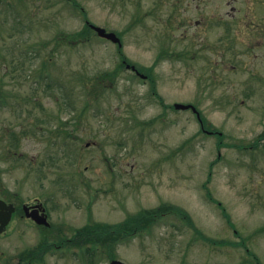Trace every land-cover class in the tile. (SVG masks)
Returning a JSON list of instances; mask_svg holds the SVG:
<instances>
[{"label": "rangeland", "instance_id": "rangeland-1", "mask_svg": "<svg viewBox=\"0 0 264 264\" xmlns=\"http://www.w3.org/2000/svg\"><path fill=\"white\" fill-rule=\"evenodd\" d=\"M220 6L213 0L207 12H223ZM195 7L192 0H0V94L8 96L0 100V199L17 207L39 200L65 238L89 223L117 225L142 210L177 206L205 237L244 247L205 242L170 214L121 239L116 259L264 264V158L236 147L253 143L262 129L264 86L251 82L264 62L246 28L234 29L233 50L223 52L221 29L198 26L203 6ZM87 20L121 34L123 46L96 34L85 45L55 44ZM119 49L137 68L154 66L164 49L176 54L152 72L160 99L150 79L126 64L104 89L90 81L118 67ZM44 70L52 87L40 77ZM176 103L194 105L223 134L222 147L191 110H174ZM40 231L15 216L0 234V264H17ZM68 248L53 251L51 261L87 264ZM92 253L94 264H109L106 249Z\"/></svg>", "mask_w": 264, "mask_h": 264}, {"label": "flooded vegetation", "instance_id": "flooded-vegetation-1", "mask_svg": "<svg viewBox=\"0 0 264 264\" xmlns=\"http://www.w3.org/2000/svg\"><path fill=\"white\" fill-rule=\"evenodd\" d=\"M192 1L196 6V12H198L197 10L203 6L201 18L196 20V24L198 26L201 25L202 28L207 30L214 27L221 29V34L219 36L220 43L218 47L221 48L223 52L226 53L233 50L232 47H230V41L237 38L231 37L235 33L234 29L236 28L237 31L240 32L246 28L252 31V35H250L249 38H253L255 40L254 48L256 47V50L258 51L257 57L261 62H264V0H221L220 9L222 8L224 10L223 12H218V14L207 12L213 0ZM240 3H242L244 10H241V8L238 7ZM190 8H192V6ZM229 8H231V12L235 15L245 14V17L238 16L239 18L236 20L230 18V11L226 10ZM261 68L262 66L260 65L257 71L258 74L256 75V80L251 83H257L264 86V71L261 70ZM261 127L262 129L257 135L255 141L249 145H243V149L244 151H254L256 154H259L264 158V122L263 124L261 123ZM36 204L37 203L29 204V206L34 207ZM47 214L49 219L50 214L48 213V210ZM28 220L32 223V226L41 228L42 231H40L39 234V242H37L34 247L26 248L19 252L16 258L17 264H56L55 262L51 261L53 259V256L51 255H54L53 251H66V246H69L68 251H70L73 256H77L75 252L79 251L78 246L81 244H75L73 242L72 236L65 238L63 231H56L60 228H56L54 225H38L33 220ZM80 228H77V230ZM114 238L117 239L115 232ZM59 239L66 240L56 243V240ZM96 261L97 255L95 256V262ZM90 264H92V262Z\"/></svg>", "mask_w": 264, "mask_h": 264}, {"label": "trees", "instance_id": "trees-1", "mask_svg": "<svg viewBox=\"0 0 264 264\" xmlns=\"http://www.w3.org/2000/svg\"><path fill=\"white\" fill-rule=\"evenodd\" d=\"M76 4V2H75ZM89 22L88 20L86 21L84 27L73 33H60L55 39L54 42L56 45L62 44V46L66 45L69 43V45L76 46V45H85L90 42V39L94 34H96L89 26L87 23ZM121 37L122 35L119 34ZM120 57H121V62L119 63L118 67L113 70V71H108L105 72L104 74L99 75L96 79L92 78L90 81L94 79L95 86L97 88L104 89L107 86L103 85L102 83H114L118 75L120 74V70H122L123 67H125L126 63H129L127 58L122 54V50L119 49ZM176 55V54H175ZM173 53L167 52L166 49H164V52H162L159 56L158 59L155 63L157 65L159 61L162 58H173L175 57ZM52 61V58H49L48 60L43 61V67L45 69L48 68L49 63ZM155 65L150 67V68H138L140 72H143L148 75V78L150 79L151 83V93L158 97L160 99V96L157 93V85L156 81L153 77L152 72L154 71ZM13 71H17V67H14ZM46 70H44L40 77H42V80L46 79L49 84V87H52V79L49 78V76H46L43 74L45 73ZM51 83V84H50ZM62 88V87H61ZM60 88V89H61ZM97 93V91H96ZM7 97L5 94H0V100L1 104L5 101H7ZM161 104H163V101H160ZM71 106L74 107L73 104H70ZM166 106V105H164ZM174 109V107L172 106ZM206 128H209L206 126ZM223 137H219V147L222 146L221 140ZM215 202V201H214ZM176 215L179 217L186 225H188L191 229H193L201 238L203 241L208 242V243H216L218 244L215 240H212L210 238L205 237L194 225L190 215L183 209L172 206V205H162L157 209L154 210H142L135 216H129L123 223L119 225H109V224H103V223H93V224H88L84 228L78 229L74 232L72 238L73 242L77 245L84 246V245H90L92 247V250L98 249V248H103L107 250V255L109 259H115L116 254H115V249H111L112 243L115 241L114 238V232L117 233L118 236V242L121 239H127L128 237L135 235L136 233H140L145 230H149V228L160 218H162L164 215ZM224 216L228 220L229 224L233 226V224L230 221V218L228 214L224 211ZM59 240H66V239H59ZM233 246L237 245L240 247H244V242L243 243H230ZM91 251V250H90ZM259 264V263H257Z\"/></svg>", "mask_w": 264, "mask_h": 264}, {"label": "water", "instance_id": "water-1", "mask_svg": "<svg viewBox=\"0 0 264 264\" xmlns=\"http://www.w3.org/2000/svg\"><path fill=\"white\" fill-rule=\"evenodd\" d=\"M90 27L97 33V35L102 38L109 40L113 43L118 44L120 47L122 46L120 38L113 32H107L104 28L95 26V25H90ZM130 68V66H127ZM133 70H135V67H132ZM175 108L177 110H188L192 109L193 111H196L195 108L191 105H183V104H176ZM41 207V206H38ZM26 215L28 217L33 218L38 224H45L49 225L47 222V219L45 216H40L39 211L35 210L32 213H29V208L26 206L25 207ZM16 212V208L13 204H8L5 201L0 199V233H3L6 227L9 225V223L12 220L13 214ZM45 212V210H43ZM111 264H125L121 261L114 260L111 262Z\"/></svg>", "mask_w": 264, "mask_h": 264}]
</instances>
